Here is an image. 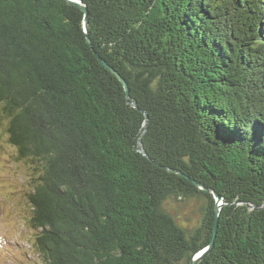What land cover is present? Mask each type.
<instances>
[{"label":"trees","instance_id":"trees-1","mask_svg":"<svg viewBox=\"0 0 264 264\" xmlns=\"http://www.w3.org/2000/svg\"><path fill=\"white\" fill-rule=\"evenodd\" d=\"M0 0V130L43 264H264V0ZM127 83L130 106L119 81ZM141 137L147 157L136 150ZM196 198L191 232L165 210ZM240 203V204H237Z\"/></svg>","mask_w":264,"mask_h":264},{"label":"rangeland","instance_id":"rangeland-1","mask_svg":"<svg viewBox=\"0 0 264 264\" xmlns=\"http://www.w3.org/2000/svg\"><path fill=\"white\" fill-rule=\"evenodd\" d=\"M31 173L27 163L15 160V150L0 130V264H43L32 246L33 231L27 220ZM164 206L185 231L200 225V200L171 199Z\"/></svg>","mask_w":264,"mask_h":264},{"label":"water","instance_id":"water-1","mask_svg":"<svg viewBox=\"0 0 264 264\" xmlns=\"http://www.w3.org/2000/svg\"><path fill=\"white\" fill-rule=\"evenodd\" d=\"M67 4H70L74 7H76L78 10L81 11L82 13V28H83V32L85 33V41L86 43L91 46L90 44V40L88 38V10L86 8L85 5H83L79 0H64ZM98 62L106 69L108 70L113 76H115V78L119 81V83L121 84L124 94H125V100L127 102H129L130 106H132L133 108H137V105L135 102L130 101L129 99V89L127 86V83L125 82V80L110 66H108L97 54H95ZM144 115V120L143 123L141 125V134L140 137L137 140V144H136V150L141 153L143 156L147 157V154L145 153V151L143 150L142 146H141V137L144 134V132L146 131L147 127H148V116L146 113H143ZM154 165L159 166L160 168H162L163 170L176 174L178 176H181L183 178H185L186 180H188L197 190L203 192V193H210L212 195L213 201H214V225H213V232H212V236L211 239L208 243L207 246L203 247L202 249H200L197 253L194 254V256L192 257L191 261L189 264H198L205 256H207L213 246H214V240L216 237V232H217V227H218V220H219V212L222 208V206L225 205V203L223 202V199L220 195L216 194L214 191L209 190L208 188L204 187L203 185L197 183L195 180L190 179L188 176L183 175L180 171L178 170H174L172 168H169L168 166H160L159 164H157L156 162H153ZM240 204V203H237ZM250 210H258L259 208H264V203L261 204L260 206H254V205H249V204H245Z\"/></svg>","mask_w":264,"mask_h":264}]
</instances>
